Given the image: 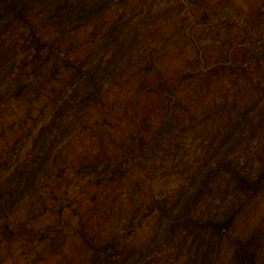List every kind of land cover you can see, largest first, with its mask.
I'll return each mask as SVG.
<instances>
[{"label": "rangeland", "instance_id": "1", "mask_svg": "<svg viewBox=\"0 0 264 264\" xmlns=\"http://www.w3.org/2000/svg\"><path fill=\"white\" fill-rule=\"evenodd\" d=\"M242 256L264 264V0H0V264Z\"/></svg>", "mask_w": 264, "mask_h": 264}, {"label": "trees", "instance_id": "2", "mask_svg": "<svg viewBox=\"0 0 264 264\" xmlns=\"http://www.w3.org/2000/svg\"><path fill=\"white\" fill-rule=\"evenodd\" d=\"M52 211V209L50 210ZM229 226V222H224L221 224H216L215 227L218 229V231L221 233L224 228H227ZM238 264H246V256H242L238 258Z\"/></svg>", "mask_w": 264, "mask_h": 264}]
</instances>
